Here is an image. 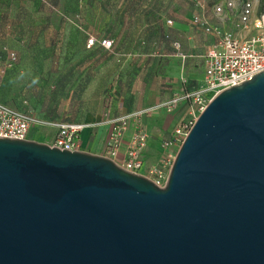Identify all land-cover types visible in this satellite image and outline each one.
<instances>
[{
    "label": "water",
    "instance_id": "95a60500",
    "mask_svg": "<svg viewBox=\"0 0 264 264\" xmlns=\"http://www.w3.org/2000/svg\"><path fill=\"white\" fill-rule=\"evenodd\" d=\"M0 264H264V72L208 104L163 188L0 138Z\"/></svg>",
    "mask_w": 264,
    "mask_h": 264
},
{
    "label": "rangeland",
    "instance_id": "374dc122",
    "mask_svg": "<svg viewBox=\"0 0 264 264\" xmlns=\"http://www.w3.org/2000/svg\"><path fill=\"white\" fill-rule=\"evenodd\" d=\"M141 1L134 5L132 0H0V100L46 119L93 123L149 107L154 87L175 80L168 77L169 70L176 75L180 69L190 84L200 83L202 56L212 39L193 24V18L213 17L212 25L221 24L213 10L226 0H182L184 4L177 6L157 0L156 7L155 0ZM256 1L259 15L264 0ZM199 2L206 7L200 8ZM227 14V23L238 21L235 11ZM91 38L98 46L88 49ZM103 40L115 43L111 51L99 46ZM176 42L189 56L185 63L174 48ZM4 47L19 55L12 68ZM188 62L191 69L182 71ZM162 112L164 117L173 113ZM199 116L191 121L195 124ZM142 128L153 135L145 123ZM53 133L39 130L32 137L47 143ZM156 147V165L171 155L176 158L181 148L164 149L160 141Z\"/></svg>",
    "mask_w": 264,
    "mask_h": 264
},
{
    "label": "built area",
    "instance_id": "2783aa9c",
    "mask_svg": "<svg viewBox=\"0 0 264 264\" xmlns=\"http://www.w3.org/2000/svg\"><path fill=\"white\" fill-rule=\"evenodd\" d=\"M199 7L203 5L199 4ZM239 8L238 28L242 31L239 37L234 32L224 30L218 25H212L203 16H195L193 24L201 28L206 34L216 36L217 40L211 46L204 57L205 75L200 86L192 91L178 94L168 101L154 108L139 112L122 115L118 118L106 119L98 123L67 124L55 123L38 119L34 116L22 113L2 102H0V138L16 140H32L34 131L54 130L50 141L46 144L53 148L67 151L82 150V134L86 129L96 128L101 123L109 126V137L106 141L102 156L115 161L120 154L122 137L127 132L132 121L140 119L152 111L165 110L174 112L181 104H190L192 115L201 114L208 104L219 94L233 86L252 80L256 75L264 72V15L258 16L254 1L249 0H226L224 5H218L215 13L218 16L226 15L229 11ZM168 20V25H173ZM96 40H89V47L94 46ZM105 49L112 48L111 41H103ZM180 49L179 44H175ZM8 51V66L11 67L17 61V54ZM185 58V57H184ZM194 122L177 128L170 141H163L164 149L180 147L188 136ZM149 136L147 132L137 125L130 145L127 149V161L118 164L128 172L141 174L157 186L163 188L167 185L172 164L175 159L172 155L169 160L160 165L144 166L143 154L148 146ZM174 162V161H173Z\"/></svg>",
    "mask_w": 264,
    "mask_h": 264
},
{
    "label": "crops",
    "instance_id": "0c3cea01",
    "mask_svg": "<svg viewBox=\"0 0 264 264\" xmlns=\"http://www.w3.org/2000/svg\"><path fill=\"white\" fill-rule=\"evenodd\" d=\"M132 1H134V3H133L134 5H136L138 3L141 4L139 2V0H132ZM162 2L165 3V4H168V5L170 4V5H176V6L184 4V1H182V0H161V3ZM225 2H223V3L219 4V5H224ZM255 3H257L256 0H255ZM199 4L203 5V7L206 5L205 3H202V2H199ZM217 6H215V8ZM215 8L213 10L214 17H215V19H217L218 21L221 22V24H219L218 26H220L224 30L232 31L237 36L240 37L242 35V31L237 27L238 26V22L234 21V23H232V24L231 23H227L226 21L228 20V14L224 15V17L223 16H218L215 13ZM231 12H234V11H231ZM235 12L238 14L237 15V18H238V16H239V8H237L235 10ZM212 18L213 17H211V18H209L207 20H209V22H210V19H212ZM206 35H208V34H206ZM209 37L212 40L211 41L209 40V43H211V45L208 46V48L206 50V53L204 54V56H202V58H203V67H204V57H205V55L207 54V52L209 51L211 46L217 40L216 36H214V35H209ZM175 44H179V43L176 42ZM179 46H180V49H177L176 46H174V48L178 52V55L180 56V58L185 63V61L189 58V56L183 54L181 52V45L179 44ZM197 46L200 47L199 49L203 48L202 43H200V42H197ZM190 69H191L190 63L188 65L184 64L183 68H182V71L185 72L186 70H190ZM169 71L170 72H169L168 77L171 79V81H172V79H175V80H173L172 83L168 82V83L160 84V85H157L156 87H154L155 88V92L154 93H150V100H149V103H148L149 107H146V105H145L144 108H142V109H140L138 111H131V112L128 111L129 109H126V111H128V112L123 113V115L139 112V111L146 110V109H149V108H154L155 106L168 101L170 98H172V97L168 98V96L170 95L172 90H175L174 96L178 95V93L183 94V93H185L187 91L195 90L203 82L204 75H205V67H204V74H203V76L201 78V81H199L200 83H198L197 85H194V84H190L188 82V79L187 78L185 79L183 74L180 76V69L178 70V73L176 74L177 76L175 75L176 71H174V70H169ZM183 86L185 88H183ZM180 89H183V91L179 92ZM163 113L164 112H162V110L152 111V112L149 113V115L146 114V115H148L147 118L143 116L140 119L132 121V123L130 124L129 129L127 130V132L122 137L121 146H120V154H119V157L117 159H115V162L117 164H121L122 165V164H124L127 161V149H128V147L130 145L131 138H132L134 132L137 129V125H140V127H142V123H145L146 124V128L152 129L153 135L152 136L148 135L149 136L148 146H147V149L144 151V154H143L144 166L146 168L157 166L156 165V161H157L158 152H157L156 144L159 141L162 144V142L164 141V139L161 138L162 136L159 135V133H162V134H165V135H169L172 138V135L174 134L175 130L177 128H179L180 126H182V125L191 123L192 122L191 119L193 117L192 109L190 107V104H187V103L181 104L172 114H169L170 116H165L164 117ZM99 122H103V121H99ZM95 123H98V122H95ZM109 132H110V128L105 123L99 124V126L96 127V128L86 129L83 132V134H82V151H86V152H89L91 154L102 156L103 150L105 149L106 141H107V139L109 137ZM31 139L34 140V141H37L32 136H31ZM171 149H173V147Z\"/></svg>",
    "mask_w": 264,
    "mask_h": 264
},
{
    "label": "trees",
    "instance_id": "16d2710c",
    "mask_svg": "<svg viewBox=\"0 0 264 264\" xmlns=\"http://www.w3.org/2000/svg\"><path fill=\"white\" fill-rule=\"evenodd\" d=\"M139 2L142 3L141 0H139ZM152 3H154L153 7H156L158 1L155 0V2H152ZM165 6H166V5H165ZM167 6H169V5H167ZM263 15H264V5L261 6V9H260V11H259V15H258V16H263ZM91 39H92V38H91ZM95 40H96V39H95ZM103 41H105V40H103ZM103 41L100 42L99 46H100L103 50L111 51V50L113 49L115 43H114L113 41H111V42H112V48L109 49V50H107V49H105L104 46L102 45V42H103ZM106 41H110V40H106ZM97 46H98V41L96 40L95 45L92 46V47H89V40H88V43H87V48H88V49H92L93 47H97ZM7 50H10V49L4 47V51H5V53H6V56H7V62H8V51H7ZM10 51H12V50H10ZM14 52H15V51H14ZM16 54H17V61H16L15 63H13V65H12L10 68L14 67V66L17 64V62L19 61V55H18L17 52H16ZM0 102L6 104L5 102H3V101H1V100H0ZM6 105H8V104H6ZM8 106H10V105H8ZM10 107H11V106H10ZM12 108H13V107H12ZM14 109H16V108H14ZM16 110H18V111H20V112H22V113H25V114H28V115L34 116V117H36V118H38V119L48 121V122H55V123L58 122V123H67V124H81V123H76V122H63V121H57V120H55V119H46V118L38 117L37 115H34V114H33V115H32V114H29V113L24 112V111H21V110H19V109H16Z\"/></svg>",
    "mask_w": 264,
    "mask_h": 264
}]
</instances>
